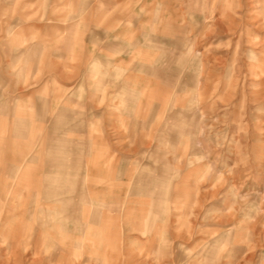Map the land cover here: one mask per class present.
I'll list each match as a JSON object with an SVG mask.
<instances>
[{
	"label": "rangeland",
	"instance_id": "obj_1",
	"mask_svg": "<svg viewBox=\"0 0 264 264\" xmlns=\"http://www.w3.org/2000/svg\"><path fill=\"white\" fill-rule=\"evenodd\" d=\"M0 264H264V0H0Z\"/></svg>",
	"mask_w": 264,
	"mask_h": 264
}]
</instances>
